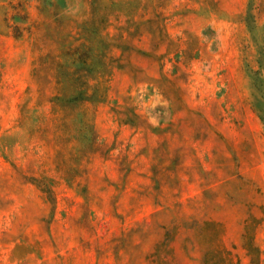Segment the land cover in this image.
I'll use <instances>...</instances> for the list:
<instances>
[{
  "label": "rangeland",
  "instance_id": "374dc122",
  "mask_svg": "<svg viewBox=\"0 0 264 264\" xmlns=\"http://www.w3.org/2000/svg\"><path fill=\"white\" fill-rule=\"evenodd\" d=\"M85 22L103 72L68 53ZM245 240L264 264V0H0V264H250Z\"/></svg>",
  "mask_w": 264,
  "mask_h": 264
},
{
  "label": "trees",
  "instance_id": "16d2710c",
  "mask_svg": "<svg viewBox=\"0 0 264 264\" xmlns=\"http://www.w3.org/2000/svg\"><path fill=\"white\" fill-rule=\"evenodd\" d=\"M90 22H85V34L83 36L86 44H83L82 48L79 47H75V48H71L68 50L69 54H76V56L74 57V60H78L81 64V70H86V69H94L95 71L99 72H103L106 68L107 65H109V62L106 61V52L103 51L101 48L99 49V51L97 53L94 54V52H92V44L90 42L89 36H88V32L90 31L88 28ZM101 42V40H100ZM102 43V42H101ZM100 43V44H101ZM92 52V53H90ZM95 57V60L92 58ZM86 68V69H85ZM84 74L81 75V77H83ZM76 97H81L82 99H87V97H85L84 91L81 90L77 93ZM75 98V96L73 97ZM44 192H47L48 190L46 188H41ZM243 247L246 249L247 254L249 255V262L250 264H260V257H259V250L257 247L254 246V244L252 242H250L249 240H245Z\"/></svg>",
  "mask_w": 264,
  "mask_h": 264
}]
</instances>
